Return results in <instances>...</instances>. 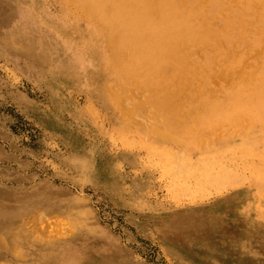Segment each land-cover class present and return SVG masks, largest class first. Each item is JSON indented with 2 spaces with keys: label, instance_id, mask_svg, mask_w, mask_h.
Listing matches in <instances>:
<instances>
[{
  "label": "rangeland",
  "instance_id": "rangeland-1",
  "mask_svg": "<svg viewBox=\"0 0 264 264\" xmlns=\"http://www.w3.org/2000/svg\"><path fill=\"white\" fill-rule=\"evenodd\" d=\"M176 1L197 17L201 31L162 50L163 78L178 73V106L193 92L211 98L231 85L238 70L264 63V53L254 47L264 45L261 6L220 0L213 11L207 0H197V7L195 0ZM62 4L0 0V264H264V179L240 161L245 136H264V122L237 120L232 112L209 115L212 131L195 130L166 144L149 134L158 120L146 95L133 107H150L149 114L139 111L135 121L121 123L111 94L99 90L106 76L119 77L106 62L112 73H102L97 41L108 49L104 61L119 46L93 37L73 16L76 9L67 12ZM128 81L120 82L128 95L143 94L137 80ZM196 135L206 147L193 144L189 137ZM201 151L219 157L221 165H202L199 178L186 163L201 158ZM221 172L227 176L210 182Z\"/></svg>",
  "mask_w": 264,
  "mask_h": 264
},
{
  "label": "bare ground",
  "instance_id": "bare-ground-1",
  "mask_svg": "<svg viewBox=\"0 0 264 264\" xmlns=\"http://www.w3.org/2000/svg\"><path fill=\"white\" fill-rule=\"evenodd\" d=\"M62 1H63V4H64V7L63 6L62 7L67 12H70V7H74L76 9V12H75V14L73 16L77 19V22L83 26V28H86L91 34H92V32L95 33V34H92L93 37L96 38L97 36L98 37L101 36V38L105 41V44H106V42H108V40H109V42L112 41L111 45L109 44V47L112 46V45H114V46L118 45L120 47V49H119V47L114 49V53L112 52V54L114 56L110 53L109 58H107L104 61L102 59V56L105 57L104 53L108 49L106 48L105 50H102L104 45L101 42L97 41L98 42L97 44H99V47H98L99 49H97L98 50V53H97L98 55L97 56L99 57V59H100V61L102 63L101 65L104 66L105 62H106L107 65L111 64V68H112L111 71L114 72V75H117L119 77L117 80L114 79L113 75L111 74L112 72H110V70H108L106 68L107 66L105 65L106 67L104 66V68L101 69L102 73H104L105 75H107V74H111V75L106 76L107 77V79H106L107 81H105L106 84H104L103 88L101 87L99 90H100V93L108 94L107 92H109L111 94V96H112L111 101H113V103L115 105V109L117 110V114H120V115H117V118L120 120L121 123L129 124L133 120L135 121L136 113H138L139 111H144L145 110V113L147 115V114H149L148 113L149 110L153 107V109H155V113H156V110H157V114H156L157 118L156 119L154 118V119L158 120V123H157V125H155L152 128L151 133H149V134H152V136L157 137V138L160 137L163 142H166V144H167V142H170V143L173 142V143L177 144V143L181 142L180 138L178 139V137H182L183 138V137H186L189 134H194L195 130L196 131H201V130H211L212 131L214 127L211 126L210 129H209V125L211 124V121H210L211 119L209 118V115H218L220 117V115H222V114L227 115V114H229V112L230 113L232 112V113H236L232 117H234L237 120H239V118H243V119H245V121H248V122H250L252 120L253 121L264 122V63H262L256 69H251V70L250 69H241V70H238V74L237 75L235 74L236 77H234V80L233 81L231 80L232 83L229 82V83H231V85L228 88H224V89L221 88L222 90L219 89L218 92H216L213 97L208 98V99L200 98L199 96L198 97L196 96V93L194 95L193 94L194 92H193L190 95H188V97L192 96L194 98H188V100L186 99L183 102V104H179V106H178V100L176 99V97H177L176 95H178L176 93H178V92H175L173 90L176 87V85L178 84V73H177V77L175 78V75H174L175 73L173 74V72H175V71L171 70V71H168V73H171L174 76L171 79L170 78L166 79L167 81L163 78L164 76H163V73H162V71H163L162 67L164 66L163 64L165 63V61L167 59L164 57V55L162 53V50L168 44H170L171 46H174V48H175L176 46H178L179 43H184L187 40L194 39L195 36L197 37L199 35V32L201 33V31H199V32L197 31L198 26H199L197 17L196 18L194 17V19H193L190 16H187L186 12L181 7L178 6V2L176 0H173L174 2H170L168 4L164 0H62ZM195 1H197V0H195ZM219 1L220 0H207V4H209L208 9L209 10H213V11H214V9L216 10V7H217V4L219 3ZM227 1H230V0H227ZM245 1H246L245 3H248L249 1L250 2H255L257 5L261 6L262 9H264V0H245ZM197 3H198V1L196 2V6L195 7H197ZM236 4H238V3H236ZM223 7H225V6H223ZM231 7H233V6L231 5ZM240 7H241V5H240ZM59 8H60V6H59ZM201 8H202V6H201ZM256 8L257 7L254 8L255 11H256ZM194 10H196V9H194ZM209 10H207V11H209ZM204 11H205V9H204ZM246 11L247 10L245 9L244 12L246 13ZM196 13L197 12L195 11V14ZM241 13L242 12H240V14ZM235 14H237V12ZM249 15H251V14H249ZM59 16H61V15H59ZM213 17H214V14H213ZM262 17H263V15H262ZM61 18H63V17H61ZM241 20H242V17H241ZM201 23L204 24L203 21ZM205 23H207V22L205 21ZM66 24L67 23H65V25ZM217 24H219V22ZM232 24H233V22H232ZM200 25H202V24H200ZM210 27H211V25H210ZM222 29H224V28L222 27ZM234 31H235V29H234ZM76 32H78V31H76ZM223 32H225V31H223ZM206 33H208V32H206ZM225 33H227V32H225ZM209 34H210V32H209ZM211 34H213V33H211ZM240 34H241V32H240ZM241 35H239V37H241ZM215 36H217V35H215ZM227 36H228V34H227ZM98 37L96 39H99ZM221 37L223 38V36H221ZM217 38L218 37H215V39H217ZM199 39L197 41H199ZM241 39H242V37H241ZM209 40H210V37H209ZM203 41L205 42V40H203ZM203 41H202V45H205V44H203ZM212 41H214V40H212ZM259 41H260V39H259ZM207 42H206V44L208 45L209 42L208 43ZM200 44H199V46H200ZM234 45L236 46V44H232L233 48L235 47ZM252 46H253V44H252ZM254 47H257L259 49V51L264 53V45H262V44L261 45H254ZM201 48H203V47H201ZM214 48H217V47H214ZM240 48H238V50ZM184 49H185V47H184ZM217 49H216V51H217ZM226 49H225V51H226ZM123 50H124V52H123ZM170 50H172V49H170ZM219 52H221V51H219ZM249 52H251V49H250ZM204 53H206V52H204ZM212 53H216V52H212ZM183 54H185V52H183ZM237 54H239V51L237 52ZM178 55H182V52L180 54H178ZM219 55H221V54H219ZM216 56L217 55H215V57ZM202 57H204V56L202 55ZM178 59H180V58H178ZM234 59H235V56H234ZM207 60H208V58H207ZM178 61H183V59L182 60H178ZM178 61H176V62H178ZM204 61H205V59H204ZM201 63H203V62H201ZM168 65H169V63H168ZM92 66H94V65H92ZM112 66H114L115 68H113ZM171 67H172V65H171ZM178 68H180V67H178ZM207 68H209V67H207ZM232 69H233V67H232ZM178 70H176V71L178 72ZM180 70H182V69L180 68ZM121 75L123 76V78L125 77L127 79L126 80H125V78L123 79ZM182 75L184 76V74H182ZM84 76L83 77L81 76V77L84 78ZM183 76H181V77H183ZM186 77H188V75ZM184 78H185V76H184ZM120 79H122L123 81H127V82H129L128 80H131V79L137 80V82L139 84V85L136 84L137 89H140L143 92V94L135 93V94H140L139 97L137 95H134L133 93H130L132 95H128L127 92L124 90V88H122L123 82L120 83L122 81ZM195 81H196V79H195ZM82 82H83V80H82ZM191 82L193 83V81H191ZM225 82L227 83V81H225ZM135 83H136V81H135ZM92 84H93V82H92ZM228 90H230V91H228ZM215 91H217V90H215ZM195 92H197V91H195ZM204 92H206V91H204ZM146 95H147V97H146ZM142 97H144V98L146 97L145 99L147 101H149L148 103H150L149 105L151 106V108L149 107V108L143 109L144 107L143 106L141 107L140 104H137L136 106L133 107V104L135 103L134 100L135 99L138 100V103H139V102H141V98ZM144 98H142V99H144ZM145 99H144L143 102H145ZM146 105H148L147 102H146ZM104 111H106V110H104ZM244 113H249V117L247 115H245ZM112 115H113V113H112ZM225 115H224V117H225ZM153 117H154V115H153ZM212 120H215V119H212ZM143 122H145V121H143ZM200 122H202V123H200ZM135 124L131 125V126H135ZM127 126H130V125H126V127ZM136 126H138V124H136ZM203 126L204 127L207 126V128H204ZM147 128L148 127H146L145 130ZM131 129H133V127ZM134 129H136V128H134ZM257 129L258 128H256V130ZM123 131L124 130H122V132ZM253 131H255V130L253 129ZM250 132H251V130H250ZM247 133H249V132H247ZM138 135L140 136V134H138ZM240 135H243V134H240ZM204 137H206V136H204ZM225 137H227V135ZM245 137H246V140H245L244 143H242L243 148H241V153H242V156H243V160H240V161H242L241 162L242 165H251L252 170H254V172L257 174V176L259 178L264 179L263 174H261V172H264V136L263 135L257 136V137H255L256 139H254V140H252V138H249L250 137L249 135L245 136ZM153 138H151V139H153ZM190 138H192L193 144H198L199 145V143H200L201 145H203V147H206L207 144H208L206 140H198L197 139V135L194 138L193 137H189V139ZM228 138L230 139L229 136H228ZM223 139H225V138H223ZM234 140H233V142H234ZM218 141H220V140H218ZM221 141H223V140H221ZM143 142H144V140H143ZM212 143H211V145H212ZM160 144H162V142ZM215 146H217V145H215ZM232 146L233 145H231V148H232ZM146 147H147V145H146ZM203 147H202L201 150H205ZM212 147L210 149H212ZM155 149H157V148H155ZM158 151H160V150H158ZM208 151H209V149H208ZM160 152H162V151H160ZM201 152H203V153H201L202 154L201 156L203 158L199 157V159H197V160H193L192 162L186 163V165L189 166L188 173H190L191 175H195V174L198 173V174H200L199 178L201 177V173H203V170H204L202 165H211V166L212 165H221V159L219 157H217V158L212 157L210 152L209 153H207L205 151H201ZM164 154H165V151H164ZM185 154L187 155L188 153H185ZM230 154L234 155V153L232 154V152ZM168 156L169 155L167 154V157ZM225 157H227V160H228V158H230V156L229 157L225 156ZM254 158H257L258 160L256 161V159H254ZM172 159H173V157H172ZM232 159H234V158H231V160ZM179 161H180V159H179ZM237 161H239V160H237ZM167 162H169V161H167ZM170 163H171V160H170ZM173 164H176V163H173ZM181 165H183V164H181ZM166 167H168L167 164H166ZM216 170H218V169H216ZM208 172L210 173V171H208ZM184 173H187V172H184ZM166 175H167V173H166ZM253 175H255V174H253ZM219 176H227V175L222 173V172L221 173H217L215 175H212V177L209 178L210 182H215V181H218V180L222 179ZM199 183L201 184V182H199ZM232 183L234 184V182H232ZM69 203H71V202H69ZM210 223L208 222V225ZM212 261H215V260H212ZM64 264H76V261H75V259H73V260L72 259L71 260H65Z\"/></svg>",
  "mask_w": 264,
  "mask_h": 264
}]
</instances>
